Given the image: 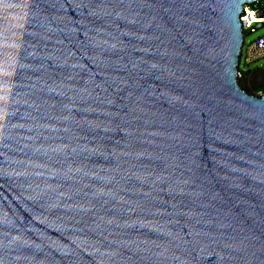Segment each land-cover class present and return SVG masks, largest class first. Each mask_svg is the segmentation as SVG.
Segmentation results:
<instances>
[{"label": "water", "instance_id": "water-1", "mask_svg": "<svg viewBox=\"0 0 264 264\" xmlns=\"http://www.w3.org/2000/svg\"><path fill=\"white\" fill-rule=\"evenodd\" d=\"M260 0H0V264H264Z\"/></svg>", "mask_w": 264, "mask_h": 264}, {"label": "built area", "instance_id": "built-area-1", "mask_svg": "<svg viewBox=\"0 0 264 264\" xmlns=\"http://www.w3.org/2000/svg\"><path fill=\"white\" fill-rule=\"evenodd\" d=\"M251 10V13L254 14L255 18H248V10ZM246 13L242 16V20L244 22V30H245V38L248 33L256 32L257 29L262 28L264 26V0H260L257 3L246 7ZM250 13V14H251ZM244 38V39H245ZM246 39L244 41L242 58L245 57L247 63L255 61L264 56V33L254 38L247 47ZM242 76V75H241Z\"/></svg>", "mask_w": 264, "mask_h": 264}, {"label": "rangeland", "instance_id": "rangeland-1", "mask_svg": "<svg viewBox=\"0 0 264 264\" xmlns=\"http://www.w3.org/2000/svg\"><path fill=\"white\" fill-rule=\"evenodd\" d=\"M262 33H264V26L257 29L256 32L248 33L245 38V48L254 38ZM240 68L241 78L245 79L250 90L259 94H264V56L250 63H247L245 57H243ZM256 88H260V90L256 91Z\"/></svg>", "mask_w": 264, "mask_h": 264}, {"label": "flooded vegetation", "instance_id": "flooded-vegetation-1", "mask_svg": "<svg viewBox=\"0 0 264 264\" xmlns=\"http://www.w3.org/2000/svg\"><path fill=\"white\" fill-rule=\"evenodd\" d=\"M242 85H243L246 89L250 90V87H249L248 84L245 82V79H242Z\"/></svg>", "mask_w": 264, "mask_h": 264}, {"label": "bare ground", "instance_id": "bare-ground-1", "mask_svg": "<svg viewBox=\"0 0 264 264\" xmlns=\"http://www.w3.org/2000/svg\"><path fill=\"white\" fill-rule=\"evenodd\" d=\"M248 11H249L248 14H247L248 15V18H255L254 14L251 13V10L249 9Z\"/></svg>", "mask_w": 264, "mask_h": 264}, {"label": "trees", "instance_id": "trees-1", "mask_svg": "<svg viewBox=\"0 0 264 264\" xmlns=\"http://www.w3.org/2000/svg\"><path fill=\"white\" fill-rule=\"evenodd\" d=\"M257 90H260V88H256V91H257ZM250 91H251V90H250Z\"/></svg>", "mask_w": 264, "mask_h": 264}]
</instances>
